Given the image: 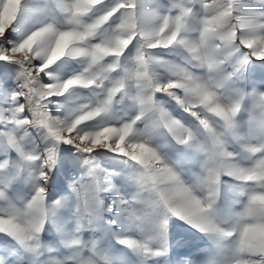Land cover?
Listing matches in <instances>:
<instances>
[{
  "label": "snow or ice",
  "instance_id": "obj_1",
  "mask_svg": "<svg viewBox=\"0 0 264 264\" xmlns=\"http://www.w3.org/2000/svg\"><path fill=\"white\" fill-rule=\"evenodd\" d=\"M0 264H264V0H0Z\"/></svg>",
  "mask_w": 264,
  "mask_h": 264
}]
</instances>
